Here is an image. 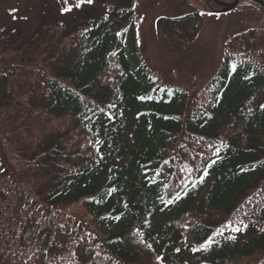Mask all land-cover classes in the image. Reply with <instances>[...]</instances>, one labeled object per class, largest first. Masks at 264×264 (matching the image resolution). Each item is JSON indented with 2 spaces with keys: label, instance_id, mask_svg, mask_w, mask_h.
Masks as SVG:
<instances>
[{
  "label": "trees",
  "instance_id": "1",
  "mask_svg": "<svg viewBox=\"0 0 264 264\" xmlns=\"http://www.w3.org/2000/svg\"><path fill=\"white\" fill-rule=\"evenodd\" d=\"M100 1L80 24L45 18L12 58L0 120L24 173L0 178V264H264V53L226 51L200 104L143 68L133 0ZM200 22L168 21L186 42ZM77 203L87 219L58 214Z\"/></svg>",
  "mask_w": 264,
  "mask_h": 264
},
{
  "label": "rangeland",
  "instance_id": "2",
  "mask_svg": "<svg viewBox=\"0 0 264 264\" xmlns=\"http://www.w3.org/2000/svg\"><path fill=\"white\" fill-rule=\"evenodd\" d=\"M62 6L53 0H0V92L9 81L7 75L17 47L42 20L56 17L80 24L88 16L100 13L103 5L100 0H93L91 5L72 7L70 12L61 14ZM133 8L143 68L159 84L186 89L200 104L209 100L210 82L226 51L239 53L247 48L254 54L264 53V11L249 1L239 2L229 12H210L205 0H133ZM190 14L200 15L201 22L195 38L186 42L174 34L168 21ZM251 57L254 59L255 55ZM20 156L18 144L0 120V178L22 180L24 166ZM57 211L61 217L88 218L80 203ZM115 263L121 264L118 260Z\"/></svg>",
  "mask_w": 264,
  "mask_h": 264
},
{
  "label": "snow or ice",
  "instance_id": "3",
  "mask_svg": "<svg viewBox=\"0 0 264 264\" xmlns=\"http://www.w3.org/2000/svg\"><path fill=\"white\" fill-rule=\"evenodd\" d=\"M64 3L67 4L68 3V0H64ZM93 3V0H76V3H75V8L79 9L81 8L84 4H88V5H91ZM71 11V7H62L61 8V14H64V13H67V12H70ZM203 14V13H202ZM210 14V13H209ZM119 35V34H118ZM262 109H264V105H261L260 106ZM224 147H227V145H223ZM217 156L219 155V151H217L215 153ZM216 161L213 160L211 161L212 164H214ZM207 167H211V164H209ZM207 167L205 168L204 170V173L203 175L204 176H207L208 175V172H207ZM198 183H203V177L200 178V180L198 181ZM188 184H191L192 187H196V184L197 182H194V181H191L190 179L187 180V182L185 183L184 185V189H187L188 187ZM112 191H115V189H112ZM184 194L186 195L187 192L185 191ZM181 196V193L180 192H176L175 196L172 197L171 200L167 201V203H172L174 202L176 199H179ZM225 228H228L229 225H225L224 226ZM244 228L247 227V225H243ZM241 227H232L231 228V231L232 232H236V233H239L241 232ZM142 235V234H141ZM216 235H223V230H218ZM227 239H230V240H235L236 237L235 236H228ZM215 243V240L213 237H210L209 239H207L203 244H201L199 246V248H196L194 249V251H200L201 249L207 251L213 244ZM150 247V245H149Z\"/></svg>",
  "mask_w": 264,
  "mask_h": 264
},
{
  "label": "water",
  "instance_id": "4",
  "mask_svg": "<svg viewBox=\"0 0 264 264\" xmlns=\"http://www.w3.org/2000/svg\"><path fill=\"white\" fill-rule=\"evenodd\" d=\"M208 1L221 5L223 8L220 10V12H229V11L236 9L240 0H233V2L231 3H224L218 0H208ZM250 1L257 5L264 7V1L262 0H250Z\"/></svg>",
  "mask_w": 264,
  "mask_h": 264
}]
</instances>
